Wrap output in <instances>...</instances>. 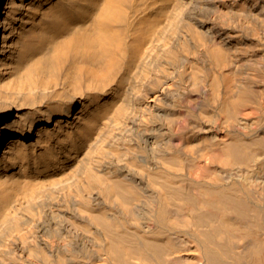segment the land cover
<instances>
[{
    "label": "bare ground",
    "instance_id": "1",
    "mask_svg": "<svg viewBox=\"0 0 264 264\" xmlns=\"http://www.w3.org/2000/svg\"><path fill=\"white\" fill-rule=\"evenodd\" d=\"M0 264H264V0H0Z\"/></svg>",
    "mask_w": 264,
    "mask_h": 264
}]
</instances>
